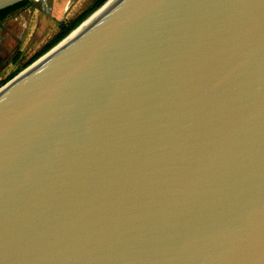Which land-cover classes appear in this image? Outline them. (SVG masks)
Here are the masks:
<instances>
[{
  "label": "water",
  "instance_id": "95a60500",
  "mask_svg": "<svg viewBox=\"0 0 264 264\" xmlns=\"http://www.w3.org/2000/svg\"><path fill=\"white\" fill-rule=\"evenodd\" d=\"M0 264H264V0H118L2 92Z\"/></svg>",
  "mask_w": 264,
  "mask_h": 264
},
{
  "label": "rangeland",
  "instance_id": "374dc122",
  "mask_svg": "<svg viewBox=\"0 0 264 264\" xmlns=\"http://www.w3.org/2000/svg\"><path fill=\"white\" fill-rule=\"evenodd\" d=\"M94 1L95 0H72L68 11V17L58 21L55 17L51 16V14L47 13L44 5V11L39 7V4L42 6L45 1L31 0V3H36L39 8L32 14V18L35 20V28L31 29V33H28L29 31L26 32L22 37H17L5 26V21H0V79L6 78L16 69L20 68L23 63L51 41L59 32L62 25L68 24L69 20L88 8ZM41 14H44V19H46V23H48V26L44 29L39 27L38 22ZM23 69L24 68L21 70Z\"/></svg>",
  "mask_w": 264,
  "mask_h": 264
},
{
  "label": "crops",
  "instance_id": "0c3cea01",
  "mask_svg": "<svg viewBox=\"0 0 264 264\" xmlns=\"http://www.w3.org/2000/svg\"><path fill=\"white\" fill-rule=\"evenodd\" d=\"M44 4H39L42 11H44V6L47 13L55 17L58 21H61L65 17H68V11L71 6L72 0H43ZM44 5V6H43ZM36 9H39L36 3H31V0L28 6L20 8L12 12L5 21V26H7L17 37H22L26 32L31 33V29L35 28V20L32 18V14ZM39 27L45 28L48 26L46 19H44V14L40 15L38 20ZM42 33V32H41ZM44 34V32H43Z\"/></svg>",
  "mask_w": 264,
  "mask_h": 264
},
{
  "label": "trees",
  "instance_id": "16d2710c",
  "mask_svg": "<svg viewBox=\"0 0 264 264\" xmlns=\"http://www.w3.org/2000/svg\"><path fill=\"white\" fill-rule=\"evenodd\" d=\"M105 0H95L88 8L81 11L78 15H76L73 19L69 20L68 24H64L59 29V32L51 39L49 43L44 45L40 51L36 52L30 59H28L20 68L16 69L6 78L0 81V86L11 79L14 75H16L22 68L27 67L34 60L44 54L47 50H49L52 46H54L57 42H59L63 37H65L72 29H74L82 20H84L89 14H91L96 8H98ZM30 0H22L18 3L10 5L0 10V21L4 20L8 17L12 12L24 8L28 6Z\"/></svg>",
  "mask_w": 264,
  "mask_h": 264
},
{
  "label": "bare ground",
  "instance_id": "6f19581e",
  "mask_svg": "<svg viewBox=\"0 0 264 264\" xmlns=\"http://www.w3.org/2000/svg\"><path fill=\"white\" fill-rule=\"evenodd\" d=\"M118 0H108L106 1L98 10H96L92 15H90L85 21H83L75 30H73L64 40H62L56 47H54L51 51L45 54L42 58L37 60L33 65L28 68L22 70L14 79L9 81L6 85L0 88V94L4 92L7 88L16 83L19 79L25 76L29 71H31L36 65H38L43 59L48 57L54 51L65 45L75 36H77L80 32H82L86 27H88L92 22H94L99 16H101L107 9H109L115 2Z\"/></svg>",
  "mask_w": 264,
  "mask_h": 264
},
{
  "label": "flooded vegetation",
  "instance_id": "af4514ba",
  "mask_svg": "<svg viewBox=\"0 0 264 264\" xmlns=\"http://www.w3.org/2000/svg\"><path fill=\"white\" fill-rule=\"evenodd\" d=\"M0 80H3V79H0Z\"/></svg>",
  "mask_w": 264,
  "mask_h": 264
}]
</instances>
